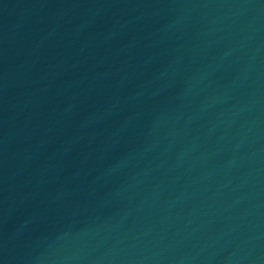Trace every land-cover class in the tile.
Returning a JSON list of instances; mask_svg holds the SVG:
<instances>
[{"label":"water","instance_id":"water-1","mask_svg":"<svg viewBox=\"0 0 264 264\" xmlns=\"http://www.w3.org/2000/svg\"><path fill=\"white\" fill-rule=\"evenodd\" d=\"M0 264H264V0H0Z\"/></svg>","mask_w":264,"mask_h":264}]
</instances>
